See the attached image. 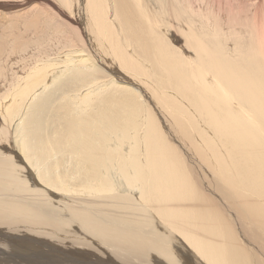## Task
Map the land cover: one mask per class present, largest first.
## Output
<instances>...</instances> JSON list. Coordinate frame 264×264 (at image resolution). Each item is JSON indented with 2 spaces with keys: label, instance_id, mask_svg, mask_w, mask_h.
Segmentation results:
<instances>
[{
  "label": "bare ground",
  "instance_id": "obj_1",
  "mask_svg": "<svg viewBox=\"0 0 264 264\" xmlns=\"http://www.w3.org/2000/svg\"><path fill=\"white\" fill-rule=\"evenodd\" d=\"M6 5L0 264H264V0Z\"/></svg>",
  "mask_w": 264,
  "mask_h": 264
},
{
  "label": "rangeland",
  "instance_id": "obj_2",
  "mask_svg": "<svg viewBox=\"0 0 264 264\" xmlns=\"http://www.w3.org/2000/svg\"><path fill=\"white\" fill-rule=\"evenodd\" d=\"M1 2H5L6 4H9V5H6V8H5V12L6 13H15V11H19V10H22V8H28L29 6H31V4H35V3H41L42 2V0H0ZM25 1V2H24ZM29 2V3H28ZM11 3H13V4H11ZM17 3V4H16ZM26 3V4H25ZM16 4V5H15ZM22 4V6H20ZM18 5V6H17ZM12 6H14V8L12 7ZM17 6V7H16ZM16 8V9H15ZM77 8V7H76ZM18 9V10H17ZM62 9V8H61ZM73 10H72V18L73 19H75L76 20V22H77V20H78V16H79V14H81V12L83 11L82 9H80L79 11H78V9H77V11H76V9H75V7H73L72 8ZM9 10V11H8ZM15 10V11H14ZM82 10V11H81ZM77 13V14H76ZM63 15H65L64 13H63ZM76 15H78V16H76ZM66 19V18H65ZM20 23H18L17 24V26L16 27H13L14 29H13V31H19V32H21V33H23V36H24V38H23V40H21V43H23V49L22 50H24V49H29V48H34V47H37V48H40L41 46L42 47H48V43L50 42L51 44H53L54 45V42H55V44H57L56 43V41H58V44H61V45H63V39L62 38H64V37H62L63 36V34L66 32V28L65 27H59V30L58 31H53L52 29H47V28H44L45 26H43L42 24H44L42 21L38 24V26H37V28H35L34 30H30V29H28V28H25L26 30H22V28H21V25H19ZM41 27V28H40ZM21 30H20V29ZM61 29V30H60ZM29 31V32H28ZM35 31V32H34ZM64 31V32H63ZM67 31H69V29L67 28ZM48 32V33H47ZM53 32V33H52ZM55 32V33H54ZM63 32V33H62ZM71 32V35H72V31H70ZM47 33V34H46ZM52 34V35H51ZM40 37V38H39ZM46 37V38H45ZM48 37L51 39L49 42H48ZM52 37V38H51ZM28 39V40H27ZM29 40H32V41H29ZM47 40V41H46ZM27 42V43H26ZM36 44V45H34V43ZM37 42H39V43H37ZM46 42H47V45H46ZM53 42V43H52ZM60 42V43H59ZM18 45H19V43H18ZM42 47H41V49H42ZM112 61V60H111ZM49 83H51V81H48V84ZM55 115H56V106H52L51 108H49L48 110H47V112L44 114V116H43V118L41 119V121H40V125H41V128H42V132H43V134H45V135H47V136H49V135H51L53 132H54V128H55V123H54V119H55ZM9 131H10V129H9ZM54 134V133H53ZM7 145L5 146L6 148H7V151L9 152L10 151V143L9 142H7L6 143ZM2 145H4V144H0V147L2 146ZM55 153V155H56V153L57 152H54ZM53 153H51L50 155H52ZM2 156H5V153H3L2 152ZM56 157V159H57V156H52L51 158H55ZM57 163V167H58V170H59V161H56ZM34 165H35V167L36 168H41V169H43V165H44V163H45V161L44 160H39V162L36 160V159H34ZM40 170V169H39ZM44 171L43 170H40V173L42 174ZM27 190H31V189H27ZM20 245L22 246L21 247V249L22 248H24V246H25V244H24V242H20Z\"/></svg>",
  "mask_w": 264,
  "mask_h": 264
}]
</instances>
